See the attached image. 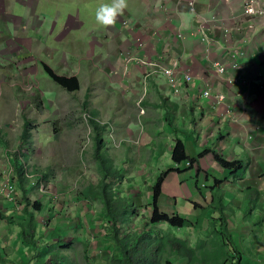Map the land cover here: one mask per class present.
Wrapping results in <instances>:
<instances>
[{"label":"crops","instance_id":"obj_1","mask_svg":"<svg viewBox=\"0 0 264 264\" xmlns=\"http://www.w3.org/2000/svg\"><path fill=\"white\" fill-rule=\"evenodd\" d=\"M189 1L194 2L193 7L188 6ZM246 2L262 14L247 20L253 24V28H245L244 31L246 19L242 16V6ZM127 3L128 7L117 18L115 26L110 27V31L100 27L96 31L99 37L94 62L103 61L99 63L110 65V76L105 77H110L109 88L116 99L110 101V145L130 140L138 132L142 144L136 156L139 154V160L145 156L146 162H154V177L159 180L164 177L160 175L161 172H165L169 177L177 178L174 184L186 183L190 196L177 201L174 199L173 202L185 207L188 213L190 211L192 216L189 218H194L200 212L196 205L206 208L211 205V187L216 185V180L222 181L219 189L224 193V217L228 226L231 224L236 229L237 225L251 232L249 235L252 236L251 245L248 248L246 246L248 251L242 253L240 263L264 264V0H127ZM63 16L58 12L49 14L42 29L47 43L43 48L40 32H33L37 24L29 18L33 20V30L28 31L31 35L27 37V44H21L18 40L16 50L27 49L45 64L49 59H54L56 50L67 41V23L74 19L71 15L64 20ZM126 17L132 23L130 29L122 24ZM220 20L223 24L218 22ZM206 22L212 26L208 31L209 43L198 34ZM92 25L96 29L95 25L98 24L95 22ZM220 25L229 28L228 43ZM104 32L109 34L110 40L103 39V36L100 40V34ZM246 34L249 42L244 45ZM138 41L143 43L145 62L153 61L157 67L167 68L178 59L181 67L186 68L192 76L204 77L210 83L213 94H224L226 100L217 104L214 99L206 98L204 84L199 80L182 84L180 92L175 94L161 71L146 74L151 69L147 63H132L125 67L118 59L117 52L124 47H137ZM56 42L55 49L52 43ZM109 50L110 56L107 55ZM13 54L16 59L23 56L21 52L14 51ZM61 56L64 61L68 57L75 63L79 62L77 56ZM235 62L239 64L237 69L232 68ZM0 65L1 71L8 74L9 64ZM215 65L226 67L227 77L241 76L247 81V86L231 88L225 79L219 78ZM49 66L51 68V64ZM61 73V76L66 74L63 71ZM103 79L98 84L106 86ZM2 82L0 86L4 87ZM56 90L65 91L59 86ZM238 91H241V97L237 96ZM1 107L5 111L4 123L10 122L15 117L16 109L10 102H2ZM16 118L23 126L20 114L16 113ZM146 131L149 137L144 134ZM12 135L14 138L18 135L16 130L5 128L2 131L0 128V181L10 178L18 199L24 188L31 200L37 193L28 181L21 185L15 176V155L8 148V140ZM164 135L167 144L163 141ZM16 141L17 147L20 138H16ZM24 143L38 145L39 138L35 141L30 134L24 138ZM178 143L183 145L184 150L175 160L173 153ZM147 145L151 150L144 153L142 149ZM26 151L27 156H23L28 161L32 150L27 148ZM121 157L124 159L125 155ZM222 161L236 162L238 166L227 168ZM146 172L149 173V170ZM166 185L162 194L165 196L171 190ZM148 191L152 196L153 191ZM178 193L182 194L180 191ZM41 200L38 197L34 202L43 204ZM209 211L214 213L213 209ZM214 216L218 214L215 212ZM25 218L24 212H17L11 203L0 199V264H37L35 247L22 241L21 225ZM255 219L257 224H251ZM34 220L42 232L44 240L41 244L45 243L50 235H45L42 228L47 226L46 219L38 217L37 220L34 215ZM74 223L77 225L78 221ZM76 229L80 230L78 227ZM77 260L75 255L71 264H79Z\"/></svg>","mask_w":264,"mask_h":264},{"label":"rangeland","instance_id":"obj_2","mask_svg":"<svg viewBox=\"0 0 264 264\" xmlns=\"http://www.w3.org/2000/svg\"><path fill=\"white\" fill-rule=\"evenodd\" d=\"M108 2L110 0H0V64H9L8 67L10 68L7 74L6 71H1L0 65V81H3L2 85H4V87L0 86V128L2 131L5 128L11 131L16 130L18 134L15 138L12 135L8 140V148H11L10 153L17 156L19 154L27 156L26 149L32 150L29 160L26 161V166L30 172H34H31L34 180L39 178L36 183L39 187L40 185L43 187V191L34 188L37 194H35V198L32 197L29 200L34 202V199L41 197L43 203L41 204L39 201L41 211L32 213L37 220L38 217L46 219L45 224L47 226L42 228L45 230V235L50 234L48 235L49 240L41 244V241L44 240L42 232L36 231L40 245H49L50 251L53 249L59 251V247L64 248L68 245L61 253L65 257H69L70 262H73L74 256L77 255L79 264H92L91 262L99 264V261L100 264H109V258L116 252L114 243L109 238L110 230L107 228V222L103 221L105 219L103 203L89 191L90 187H97L104 177L103 172L100 171L99 161L95 156L97 153H95L96 137L101 140L99 153H102L105 159L111 162L114 172H119L117 175L108 174L109 178L105 177L104 179L111 183V190L117 193V198L123 197L128 202H132L131 204L137 210L138 218L134 217V213L130 217L133 219L128 221L131 231L142 224H140L141 220L149 224L151 214L148 210L151 206L148 205L153 204V198L150 199L153 194L150 196L148 190H152L158 180L153 175L152 166L154 162L151 160L146 162L145 156L141 157L142 160H139V154L136 156V151L140 149L142 144L138 132L133 134L129 138L130 140L113 143L115 147L110 145V138L112 139L110 101L116 99L109 88L110 77H105L110 76V65L104 66L99 63L103 61L94 62L99 37V33L96 31L98 27L101 29L103 27L95 25L96 29H94V25H92L96 22V9L101 4ZM190 2L192 1L188 2V6H190ZM57 12L61 16L64 15L62 17L64 20L71 15L74 19L67 23V41L56 50L54 53L56 56L52 60L49 59L48 65L43 63V60L41 62L33 53L27 52V49L16 50V45H19L18 40L21 44H27V37L31 35L28 31L33 30V20L37 24H35L36 27L33 32H40L39 34L43 38L41 48H43L47 43L45 41L46 35L42 29L49 19V14L55 15ZM77 15L80 18H76ZM122 24L130 29L132 23L130 18L126 17ZM211 28V24L206 22L198 30L200 37L204 38L207 43H209L208 31ZM107 29L110 31V27ZM101 36L105 40H110L107 32L100 34V40ZM87 38L89 41H86ZM56 44L57 42L52 43L55 49ZM131 47L121 48L117 52L118 59L125 67L132 63H147L151 66V69L146 73L147 75L156 70L161 72L171 70L174 63H176L173 66L174 69L187 70L181 67L178 59L167 68H159L153 64V61L145 62L146 59L142 54L143 46ZM14 51L23 53V56L16 59L13 54ZM61 55L77 56L79 62L76 61L75 63L68 57H65L64 61ZM107 55L110 56V50ZM134 57L141 58L144 62L130 61ZM44 65L51 70L53 69L58 76L63 75L61 73L63 71L66 73L65 77H76L78 90L72 93L57 91L58 86L46 76L43 69ZM101 79L105 80L106 86L98 84ZM2 102L12 103L16 113L23 118L21 121L23 126L20 125V120L16 118V113L10 122L4 123L6 120L4 119L5 111H2L4 107H1ZM29 127L33 128L29 131ZM30 134L33 135L35 141L39 138L38 145H25L24 138ZM144 134L148 136L147 131ZM16 138L17 140L20 138L17 147ZM29 141L31 142V139ZM163 141L165 144L168 143L166 135H164ZM148 150H151L148 145L142 149L144 153ZM120 154L121 156L125 155V158L122 159ZM153 159L155 160V157ZM147 170L149 173L146 172ZM160 175H164L161 185L162 194L165 184L168 188L171 187V190L166 196H160L159 211L170 216L178 215L194 223L198 222L201 209L198 215L196 213L194 218H189L192 216L191 212L188 210V213L185 207L175 205L173 202L174 199L177 201V199H186L190 196L186 183L177 185L174 184L177 181L176 177H169L170 175L165 172H161ZM21 197L18 199L16 194V201L14 200L11 204L17 212H23L25 208V201ZM22 202H24L23 208ZM214 213L208 210L205 214L206 218L204 216L202 219V229L197 231L190 229L177 231L164 225L151 226L165 239L185 241L189 248L196 251L193 261L187 263L177 255L170 253L165 246L158 253L161 264H231L228 260L225 263L221 262L222 259L219 263L217 262V259L221 258L218 256V239L205 228L209 223L207 218L214 216ZM49 216L50 221H48ZM74 221H78V224L75 225ZM251 224L256 225V219ZM77 227L80 229L79 231H77ZM227 228L241 255L247 252V248L251 245L252 236L249 235L251 232L237 225L236 229L231 224L230 226L227 225ZM92 253L97 255L91 256ZM231 255L235 256L236 254ZM35 260L37 262L36 257Z\"/></svg>","mask_w":264,"mask_h":264},{"label":"trees","instance_id":"obj_3","mask_svg":"<svg viewBox=\"0 0 264 264\" xmlns=\"http://www.w3.org/2000/svg\"><path fill=\"white\" fill-rule=\"evenodd\" d=\"M46 75L53 81L57 86L65 90L66 92L72 93L78 90V80L76 77H65L56 75L50 68L43 66ZM99 136V132H98ZM100 142L96 137V151L95 156L99 161L100 171L103 172V179L97 187L92 186L89 191L95 198L102 201L104 206L105 222H107V228L110 230L109 238L112 240L115 246V255L109 258V264H161L158 259V253L167 246L170 253L177 255L187 263L193 261L196 251L189 248L185 241H176L165 239L159 232H156L151 226L164 225L172 230H201L202 219L208 210L213 209L217 212L218 217H208L209 222L206 230L211 234H214L219 242L217 262L225 263L228 260L231 264H239L242 258L241 253L238 251L234 238L231 237L227 228V220L224 217V211L226 210L224 205V193L220 192V185L222 181L216 180V185L211 187L212 199L209 207H203L196 205L197 208L201 209V213L198 217V222L194 223L191 220L182 218L178 215L170 216L164 212H160L158 208V201L162 195V182L164 177H161L158 183L155 185L153 190V204L149 211L151 214L149 224L140 221V226L135 230L130 229L128 221L134 215L138 218L137 210L132 202H128L123 197L117 198V193L111 190V183L104 179L108 177V174L117 175L119 172H114L112 169L111 162L105 159L102 153H99ZM184 148L181 143H178L174 149L173 158H176L183 152ZM14 154V153H13ZM14 170L15 176L18 182L23 185L27 180L23 176V169L20 161H27L22 154L15 155ZM109 163H108V162ZM222 164L227 167L234 169L238 166V163H227ZM109 178V177H108ZM34 190V189H33ZM29 195V194H28ZM22 200L25 201L24 213L26 218L23 220L21 225L22 241L26 245L35 247L37 264H71L69 257H65L61 253L66 247H59V251L56 249L49 250V245H40L37 240L36 231L38 230V224L34 220L33 213L41 210L39 202H30L27 197L25 189H22ZM31 209V211H30ZM206 218V216H205ZM48 243V242H47ZM64 243V241H62ZM61 245V244H60ZM231 254H236L232 256ZM238 256V257H236ZM241 264V263H240Z\"/></svg>","mask_w":264,"mask_h":264},{"label":"built area","instance_id":"obj_4","mask_svg":"<svg viewBox=\"0 0 264 264\" xmlns=\"http://www.w3.org/2000/svg\"><path fill=\"white\" fill-rule=\"evenodd\" d=\"M190 6H193V1L189 3ZM262 12H257L254 8V6L249 3L246 2L243 4L242 6V16L244 19H246V24L244 27V31L245 28L247 29H252L253 28V24L249 23L247 20H250L252 18V16H256V15H261ZM220 24H223L222 21H218ZM220 29L222 31V33L224 34V36L226 37V41L228 40V37L230 35V31L229 28L220 25ZM248 35L246 34V37L244 38V45H247V43L249 42V39L247 37ZM228 43V41H227ZM137 48L143 46V43L141 41H138L136 43ZM235 53L237 54V52L235 51ZM241 55H243L242 53H240ZM238 55V54H237ZM130 61H136V62H144L141 58H131ZM176 63L173 64V66ZM173 66L171 67V70H165L162 71V74L164 76V78L166 79V82L168 84V86L170 87L171 91L175 94L180 92V87L182 84L185 83H190V82H194L196 80H199L200 82H202L204 84V96L206 98H212L216 101L217 104H221L226 100V96L224 94H216L214 95L212 92V87L210 86V83L202 76H192L189 71L184 70V69H174ZM239 67L238 63H233L232 68L237 69ZM216 68V72L219 76V78L221 79H225V81L229 84V86L231 88H239V87H243V86H247V81L245 79H243L241 76H230L227 77V73H228V69L224 66H219V65H215ZM237 96L241 97L242 93L241 91H238ZM231 107V106H228ZM21 165H22V169H23V176L25 177V179L29 182L30 186H32V188H36V190H40L41 192L43 191V187L36 183L37 179L39 180V178H37L36 180H34L33 175L31 174V172L28 170L27 166H26V161H20ZM34 173V172H32ZM18 197V196H17ZM0 199L6 202H9L12 204V202L15 200L16 201V193H15V189L14 186L10 180V178H6L4 180L0 181Z\"/></svg>","mask_w":264,"mask_h":264},{"label":"clouds","instance_id":"obj_5","mask_svg":"<svg viewBox=\"0 0 264 264\" xmlns=\"http://www.w3.org/2000/svg\"><path fill=\"white\" fill-rule=\"evenodd\" d=\"M127 7V0H110L108 3H103L95 11V21L105 29L113 27L117 18L123 14Z\"/></svg>","mask_w":264,"mask_h":264}]
</instances>
